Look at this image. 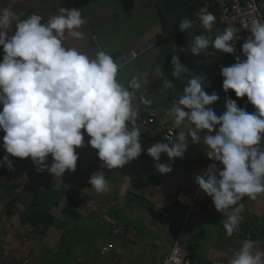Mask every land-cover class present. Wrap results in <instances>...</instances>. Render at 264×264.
<instances>
[{"label":"clouds","instance_id":"obj_1","mask_svg":"<svg viewBox=\"0 0 264 264\" xmlns=\"http://www.w3.org/2000/svg\"><path fill=\"white\" fill-rule=\"evenodd\" d=\"M198 18L204 29L212 30L214 14L201 12ZM14 19L10 8L0 9V46L4 53L0 61V131L4 133L2 147L8 154L0 167L14 170L9 156L31 158L38 172L47 170L54 180L60 178V183L52 185L59 191L66 171L77 169L76 149L85 146V132L90 137L88 145L97 150L101 169H120L137 159L144 149L138 109L133 104L135 96L129 89L139 90L141 85L136 78L127 86L122 84L118 80L119 65L104 50L89 56L65 45L66 34L78 40L84 38L79 31L86 23L81 11L60 7L58 14L47 21L33 13L9 31ZM244 27L251 32L242 44L245 59L235 55L234 43L240 37L232 26L214 39L196 35L187 51L198 57L211 47L235 55L236 62L221 69L223 91L232 90L238 98L246 96L255 111L249 113L226 96V111L217 115L211 106L219 95L204 90L206 77L192 74L166 114L175 128L184 125L187 131L177 132L174 138L165 137L169 143L157 142L147 148L158 172L167 174L173 169L160 162L161 155L166 154L174 162L188 150L189 137L197 144L200 133H205V154L220 166L210 164L195 176V183L223 213L228 237L243 219L241 201L264 195V20L252 19ZM193 28L191 19L179 23L182 32ZM171 65L175 77L187 71L177 55L172 56ZM163 86L170 87L171 82L165 80ZM140 101L150 104L143 96ZM49 155L50 165L46 163ZM89 184L97 194L109 191L102 170L90 176ZM257 244L261 243L244 240L232 250L229 264H264V250Z\"/></svg>","mask_w":264,"mask_h":264},{"label":"crops","instance_id":"obj_2","mask_svg":"<svg viewBox=\"0 0 264 264\" xmlns=\"http://www.w3.org/2000/svg\"><path fill=\"white\" fill-rule=\"evenodd\" d=\"M60 7L81 11L86 23L79 31L84 38L78 40L66 34L64 42L89 56L102 49L117 60L162 31L159 14L150 0H0V9L10 8L15 14L9 31L33 13L47 21L58 14ZM3 55L0 46V61ZM158 58L159 47L154 44L120 64L118 80L127 86L136 78L140 89L129 90L135 91L139 100L143 96L150 101V106L159 109L162 122L174 127L166 114L183 88L165 76ZM165 80L171 82L170 87L163 86ZM254 111L251 105L249 113ZM137 124L144 151L120 169H101L97 150L88 145L90 137L85 132V146L76 149L77 169L66 171L59 191L52 185L60 183V178L54 180L47 170L38 172L31 158L9 156L14 170L0 167V264H22L25 258L29 264H114L112 257L100 256V248L108 241L119 242L111 236L116 226L124 227L122 244L131 264H163L177 225L184 219L187 222L181 245L191 252V264H229L232 250L248 239L247 234L261 243L256 247L264 250V195L241 201L243 219L228 237L223 213L195 183V176L203 171L201 159L208 150L203 143L205 133H200L197 144L191 143L189 137L188 150L174 162L162 154L160 162L170 164L173 170L161 174L147 148L167 142ZM175 129L176 133L187 131L184 125ZM3 136L0 131V162L8 155L2 147ZM51 162L49 155L46 163ZM101 170L109 191L97 194L89 178ZM187 196L194 197L192 207L181 201ZM26 237L31 243L24 241Z\"/></svg>","mask_w":264,"mask_h":264},{"label":"built area","instance_id":"obj_3","mask_svg":"<svg viewBox=\"0 0 264 264\" xmlns=\"http://www.w3.org/2000/svg\"><path fill=\"white\" fill-rule=\"evenodd\" d=\"M187 8L191 10V14L195 19L194 24L197 26V32L200 35H205L213 39L217 34L222 33L227 27L232 26L237 31L240 39L234 43L236 49L235 55H240L241 59H245L242 54V44L251 35L249 30L245 29L246 24H250L252 19L264 20V0H184ZM201 12H210L216 16V21L219 25H214L211 31L203 28L199 21V14ZM218 28V30L216 29ZM210 53L214 57L222 58L225 62L231 57H235L233 54L220 53L217 50L209 48ZM135 99L133 103L138 109V120L137 123L144 125L150 129V131L162 138L165 142L169 143L168 138H174L176 129L172 126L166 125L161 120L160 111L155 106L141 104L138 95L135 91H132ZM241 108L246 109L248 112L251 108V103L247 97L239 100ZM212 163H216L219 167L218 161H212L207 156L201 159L203 171L208 168ZM184 204L192 207L194 204V197H186L183 201ZM187 220L184 219L177 225L175 239L172 248L168 255L163 260V264H191V252L183 248L181 240L186 227ZM263 225V223H259ZM31 232V229H30ZM125 235L124 227L116 226L111 230V236L118 239V243L114 241H108L100 248L101 257H112L114 264H131L125 257V249L122 244V239ZM249 239L250 234L246 235ZM26 243H31V240L26 237L24 238ZM30 260L25 258L22 264H29Z\"/></svg>","mask_w":264,"mask_h":264},{"label":"water","instance_id":"obj_4","mask_svg":"<svg viewBox=\"0 0 264 264\" xmlns=\"http://www.w3.org/2000/svg\"><path fill=\"white\" fill-rule=\"evenodd\" d=\"M154 1L163 19V23H164L163 31L157 33L151 39H149L142 45L133 49V51L128 52L125 55L119 57L117 60H115V62L118 65L123 64L126 61L132 59L134 55L139 54L141 51L146 50L148 47L154 44H158L159 58L161 59L164 67L172 76V78L175 80V82L178 85H180L182 88H184V86H186L192 74L195 76L206 77L205 83L203 85L204 90L208 94L216 92L219 95V100L211 107L215 110L217 114L219 115L223 114L226 111L225 98L226 96H228L227 93L223 91V88L221 87L219 82L211 74L210 70L208 69V65L204 61L203 54L197 57L187 51L192 39L197 35V26L193 23L194 26L193 29H190L187 32H182L179 30V23L182 19L185 18L191 19L185 1L184 0H154ZM214 25H219L218 21H216ZM174 31L178 33L183 43L186 66L189 73L188 75L182 74L180 77H175L172 74L173 67L170 64L166 52L167 43L170 40L171 33ZM197 61H199V63H197ZM235 62H236L235 57H231L227 59L220 66L219 68L220 73L223 67L231 66ZM261 147L264 148V137H262Z\"/></svg>","mask_w":264,"mask_h":264},{"label":"trees","instance_id":"obj_5","mask_svg":"<svg viewBox=\"0 0 264 264\" xmlns=\"http://www.w3.org/2000/svg\"><path fill=\"white\" fill-rule=\"evenodd\" d=\"M150 2L156 7L157 9V12L159 14V17H160V21H161V30L163 31L164 29V23H163V19H162V16H161V13L159 12L158 10V7L155 3L154 0H150ZM188 12H189V15L193 21V23L195 22V19L194 17L192 16L191 14V10L189 9L188 7ZM218 30V28H216ZM197 35H200L199 32H197ZM215 37H213L214 39ZM166 52H167V56H168V59L170 61V64H171V59H172V56L173 55H177L180 57V60L182 63H184L186 69H187V66H186V59H185V54H184V47H183V43L181 41V38L180 36L178 35L177 32H172L171 33V36H170V40L169 42L167 43V46H166ZM203 58H204V61L206 62V64L208 65V69L210 70L211 74L214 76V78L219 82V84L221 85L222 87V83H223V77L219 71V68L220 66L222 65V63L224 62L222 60V58H218V57H214L211 53H210V50L208 49L204 54H203ZM158 64L162 67L163 69V73L165 74V76L170 79L173 83H175L178 87L182 88L180 85H178L175 80L172 78V76L169 74V72L166 70V68L164 67L162 61L160 58H158ZM172 66V65H171ZM188 69L187 71H185L183 73V75H188ZM228 97H230L231 99L233 100H236L237 104L239 107H241V104L239 102V98L236 97L235 93L230 90L228 93H227ZM219 115V114H217Z\"/></svg>","mask_w":264,"mask_h":264},{"label":"rangeland","instance_id":"obj_6","mask_svg":"<svg viewBox=\"0 0 264 264\" xmlns=\"http://www.w3.org/2000/svg\"><path fill=\"white\" fill-rule=\"evenodd\" d=\"M45 258V256L43 257V259ZM108 261L110 262V260L108 259ZM106 264H109V263H106Z\"/></svg>","mask_w":264,"mask_h":264}]
</instances>
